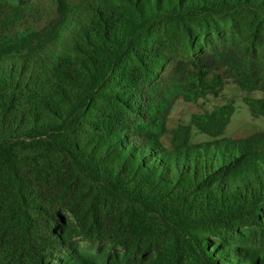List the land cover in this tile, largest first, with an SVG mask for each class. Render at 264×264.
Listing matches in <instances>:
<instances>
[{"label":"trees","instance_id":"1","mask_svg":"<svg viewBox=\"0 0 264 264\" xmlns=\"http://www.w3.org/2000/svg\"><path fill=\"white\" fill-rule=\"evenodd\" d=\"M229 83L264 116V0H0V264H264V130L168 127Z\"/></svg>","mask_w":264,"mask_h":264},{"label":"rangeland","instance_id":"2","mask_svg":"<svg viewBox=\"0 0 264 264\" xmlns=\"http://www.w3.org/2000/svg\"><path fill=\"white\" fill-rule=\"evenodd\" d=\"M261 96L262 93H246L241 91L235 84H227L219 96H207L196 101H185L178 99L169 115L168 127L173 128L178 124L187 123L192 113H204L213 108L224 104L227 101H232L235 106V111L231 117L230 123L224 131L225 136L242 137L257 130H264V116H253L248 106L244 103L243 97ZM193 140L202 141L212 139L205 134H199L193 130Z\"/></svg>","mask_w":264,"mask_h":264}]
</instances>
